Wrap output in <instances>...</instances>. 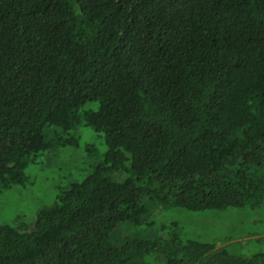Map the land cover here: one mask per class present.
I'll return each instance as SVG.
<instances>
[{
  "label": "trees",
  "instance_id": "obj_1",
  "mask_svg": "<svg viewBox=\"0 0 264 264\" xmlns=\"http://www.w3.org/2000/svg\"><path fill=\"white\" fill-rule=\"evenodd\" d=\"M81 128L90 173L33 224L0 225V264H264L230 251L264 224V0H0V191ZM151 199L234 209L235 229L220 247L174 222L118 229Z\"/></svg>",
  "mask_w": 264,
  "mask_h": 264
},
{
  "label": "rangeland",
  "instance_id": "obj_2",
  "mask_svg": "<svg viewBox=\"0 0 264 264\" xmlns=\"http://www.w3.org/2000/svg\"><path fill=\"white\" fill-rule=\"evenodd\" d=\"M89 105L92 107L97 103H89ZM85 130L81 128L79 131H73L82 137L77 146L53 148L39 154L35 162L30 163L26 168L29 179L26 186H13L0 191V225L6 224L16 228L23 223L33 224L37 211L54 202L55 195L66 181L81 180L90 173L91 169L87 163L88 150L95 148L96 139ZM70 133L73 134L71 131ZM71 171H74V176H71L73 180H68L69 178H66L65 175ZM158 203L155 199L150 200L142 226L135 227L123 223L118 229L133 235L138 233L137 236L141 238L150 236L154 238L159 235L166 236L167 230H161V225L174 222L177 224L180 238L183 241L204 238L218 241L216 247H220L221 240L228 238L230 232L235 229L233 220L228 216V213L234 209L232 211H189L183 208H171L165 204H163L165 207L163 208ZM150 221L155 222L152 231L150 230ZM249 231H253L250 235L252 239L260 238V241L243 249H235L239 243L236 241L237 239L242 240L249 236L234 238L235 244L230 247L233 248L230 250L232 253L241 251V253L252 254L258 248L264 249V224ZM231 240L229 239V241ZM112 243L119 246L123 242L116 240ZM150 261L153 264H166L160 256L159 258L153 256ZM182 264L187 263L183 262Z\"/></svg>",
  "mask_w": 264,
  "mask_h": 264
}]
</instances>
